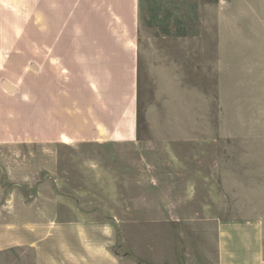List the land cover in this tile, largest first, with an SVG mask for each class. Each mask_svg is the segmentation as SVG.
<instances>
[{
	"label": "rangeland",
	"instance_id": "1",
	"mask_svg": "<svg viewBox=\"0 0 264 264\" xmlns=\"http://www.w3.org/2000/svg\"><path fill=\"white\" fill-rule=\"evenodd\" d=\"M218 2L139 0L135 142L48 144L42 88L60 83L71 105L85 77H42L25 56L26 9L41 0H0V222L25 232L38 216L51 220L33 236L45 235L41 244L57 240L59 221L105 225L120 264H215L212 218L264 221V84L249 90V58L235 62L236 84L219 72ZM182 150L195 154L181 157L191 162L178 175L194 182V201L171 205L157 195L154 176L174 174L170 154ZM191 163L203 165L194 173L203 182L192 179ZM0 264L37 259L21 245L0 250Z\"/></svg>",
	"mask_w": 264,
	"mask_h": 264
},
{
	"label": "crops",
	"instance_id": "2",
	"mask_svg": "<svg viewBox=\"0 0 264 264\" xmlns=\"http://www.w3.org/2000/svg\"><path fill=\"white\" fill-rule=\"evenodd\" d=\"M216 54L223 79L234 80V66L249 58V90L258 91L264 74V0H218ZM139 0H41V7L27 10L26 59L37 61L42 77H85L75 86L71 105L61 95L60 83L43 87V140L47 143H132L139 125ZM39 21L40 23H38ZM1 54V53H0ZM2 56V55H1ZM0 56V57H1ZM39 60V61H38ZM219 73V74H220ZM239 75V74H237ZM236 75V76H237ZM225 80V79H224ZM239 82H246L242 77ZM224 83V82H223ZM222 84V83H221ZM56 87V88H55ZM53 103L49 101L50 91ZM46 91L48 95L46 96ZM45 93V94H44ZM47 98V99H46ZM47 102V105H46ZM68 142V143H69ZM172 152L176 172L154 176L157 195L171 205L191 203L194 182L178 177L190 166L193 151ZM199 156V154H196ZM191 163V177L203 165ZM181 172V171H180ZM196 178L204 177L199 175ZM168 188L169 190H165ZM184 189V192L180 189ZM155 193V194H156ZM145 197V195H142ZM174 214L175 216H172ZM170 211V218H178ZM24 232L14 222H0V250L27 246L37 264H120L111 250L109 227L79 222H57V240L43 243L39 235L50 222L42 216ZM215 264H264V221L215 216ZM41 220V221H40ZM102 237H94V234ZM112 233V232H111ZM54 262V263H53Z\"/></svg>",
	"mask_w": 264,
	"mask_h": 264
}]
</instances>
